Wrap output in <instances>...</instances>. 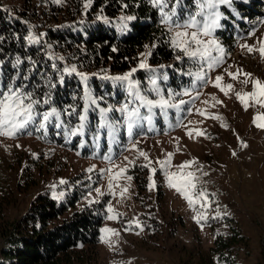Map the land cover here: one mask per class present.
<instances>
[{
	"label": "rangeland",
	"instance_id": "rangeland-1",
	"mask_svg": "<svg viewBox=\"0 0 264 264\" xmlns=\"http://www.w3.org/2000/svg\"><path fill=\"white\" fill-rule=\"evenodd\" d=\"M184 1L178 9L186 16L194 11V0ZM77 3L85 5L89 0H61L60 3L55 0H0V5L23 21L35 37L43 35L49 28L72 26L74 21L67 14H71L68 10ZM223 5L227 4L220 6ZM58 7H63V11ZM22 12L25 16L21 15ZM78 20L82 22L83 18ZM262 22L264 17L250 32L254 35L243 33L244 36L232 40L228 46L218 40L225 49L224 63L208 75L212 79L222 75V84H232L233 89L228 95L211 83L203 87L197 84L198 99L191 101L189 96L176 97L173 102L183 99L189 103L183 105L179 113L176 109H169L167 116L155 109L151 130L146 125L135 129L131 141L123 126L115 133V142L108 135L107 128L99 127L103 122L101 109L118 108L126 102L125 91L101 77L105 74L123 75L129 70L80 72L87 74L89 80L102 82L99 89L94 85L88 87L89 80L87 82V89L97 99V106L87 113L83 135H67L66 128H75L53 118L46 130L37 131L30 125L15 138L0 136V187L13 188L15 193L16 203L10 208L12 218L26 213L40 194L65 199L67 193L85 190L76 209L98 207L104 214L101 230L108 228L117 233L100 230L95 264H183L197 248L208 251L213 247L215 237L211 225L221 224L225 217L237 220L250 239V254L241 253L239 263L264 264V128L253 124V118L264 114V108L250 105L245 110L235 93L251 92V82L245 86L240 82L245 78L243 74L237 80L227 75L229 71L241 69L242 73H250L252 78L264 81V59L258 51L248 53L240 47L245 43L259 47V42L264 41ZM146 52H150L149 48L141 53ZM51 54L54 56V52ZM55 56L62 65L74 67ZM146 62L158 74H167V81H158L165 95L168 89L181 91L187 88L188 83H182L176 76L173 64L152 66L149 56ZM138 72H144L145 78H139ZM148 76V71L141 69L133 79L139 80L143 89L148 87ZM150 98L156 97L150 95ZM144 111L141 109L142 113ZM107 115L110 121L122 119L118 111ZM177 117L182 121L179 126ZM54 121L62 126L56 127ZM260 122L264 123V120ZM29 131L31 135L26 134ZM199 132L204 134L198 135ZM133 141H138L135 149L132 148ZM139 151L147 153L152 161L150 167H144L148 161L139 155ZM168 153L172 154L168 171L178 175L193 172L198 178L196 191H204L206 199L200 198L198 203L190 206L180 193L168 186L164 170L156 163L165 160ZM109 154L111 162L104 159ZM124 157L132 163L125 161ZM185 162L193 163L180 169ZM125 165L127 171L111 181L110 189V175L119 171L117 166ZM109 168L112 173L107 171ZM152 168L156 169L154 174ZM150 176L155 182L151 190ZM125 187L127 192L121 196ZM97 188L100 194L96 192ZM109 216L114 218L108 219ZM200 216L204 218L197 223ZM102 236L109 239L111 245L102 242Z\"/></svg>",
	"mask_w": 264,
	"mask_h": 264
},
{
	"label": "trees",
	"instance_id": "trees-1",
	"mask_svg": "<svg viewBox=\"0 0 264 264\" xmlns=\"http://www.w3.org/2000/svg\"><path fill=\"white\" fill-rule=\"evenodd\" d=\"M68 12L74 21L72 26L49 28L37 37L38 43H30L27 25L0 5V61H4L0 79L7 82L19 72L28 79L17 83H26L27 90L37 98L50 94L51 102L39 106L38 111L54 107L62 113L58 120L64 125L76 128L80 123L78 114L83 110L85 85L76 73L64 72L70 67L62 65L55 55L78 72H126L138 63L139 54L149 48L152 66L173 64L178 79L190 87L191 78L185 73L194 67L187 58L176 59L179 53L168 43L169 34L149 0H90L88 8L77 3ZM220 13L221 27L214 37L228 46L243 33L249 35L257 28L264 17V0H231L230 4L220 6ZM21 15L25 16L23 12ZM127 16L134 19H122ZM79 18H83L82 22ZM16 57L22 61L18 68L13 67ZM145 75L137 73L141 79ZM100 83L92 79L88 87L94 85L99 89ZM73 109L75 112L68 115ZM12 190L0 187V264H95L104 214L93 206L76 209L85 190L67 193L65 199L40 194L28 211L15 219L10 209L16 203ZM211 227L213 247L208 251L197 248L183 264H241L240 254H250V239L239 222L225 217L221 224Z\"/></svg>",
	"mask_w": 264,
	"mask_h": 264
},
{
	"label": "snow or ice",
	"instance_id": "snow-or-ice-1",
	"mask_svg": "<svg viewBox=\"0 0 264 264\" xmlns=\"http://www.w3.org/2000/svg\"><path fill=\"white\" fill-rule=\"evenodd\" d=\"M56 3H60L61 0H55ZM149 3L157 8L160 15V23L164 26L169 34L168 43L171 47L177 51L179 54L176 56L177 60H182L187 58V60L193 65V68H189L185 73L191 78L190 87L184 88L181 91H173L171 89L167 90V95H165V90L162 89L158 83L159 80L167 81V74H158L156 69H152L147 61V57L151 55V52L141 53V59L137 67L131 68L127 73L117 76H109L107 74L103 75L101 78L105 80H110L115 86L122 88L126 93V102L120 105L118 108H113L109 106L107 108L101 109L103 122L99 125L101 128H107L108 135L115 142V133L119 130L121 126L126 128V134L129 140H132L134 130L137 128H142L145 125L151 130L153 125V118L156 115L155 109L160 110V114L163 116L168 115L169 109H176L177 113L182 110V106L189 101L180 99L178 102L175 101L178 96H189L191 101H195L199 98V91H197V84L200 87L206 86L211 83L214 87L219 88L220 91L228 95V92L233 89L232 84H222L224 77L222 75L215 76L214 79L209 77L208 73L218 68L224 63V57L226 55L225 49L219 43V41L214 37V32L216 29L221 27V13L219 11V6L222 4H230L231 0H194V11L189 12L186 16L182 11L178 9L180 0H149ZM90 6V0L85 7ZM123 20L131 21L134 19L132 16L123 17ZM264 23V22H262ZM126 29V25L124 26ZM255 33H250L254 35ZM30 43H38V38L32 35L27 37ZM148 47V46H145ZM154 47V45H153ZM240 47L246 50L248 53H253L258 51L262 59H264V41L259 42V47L249 44H241ZM115 51V49H113ZM59 59H63L60 57ZM4 61H0V76H2V65ZM22 63L20 57L15 58L13 64L14 68ZM146 70L149 73L147 84L148 87L141 88V83L139 80L133 79L134 74L138 70ZM64 72L69 74L76 73L79 75L85 85V92L83 96V110L78 114L79 121L81 122L75 129L66 128L65 132L69 136L83 135L85 124L87 121V113L89 109L97 106V99L94 98L90 91L87 89V82L89 76L85 73L77 72L75 67L65 68ZM243 74L245 77L242 84L247 86L250 82L252 84V91H239L236 92V98L243 105L244 109L247 110L250 105H258L264 108V81L258 78H252L250 73H242L241 69H237L236 72H227V75L233 79H239L240 75ZM28 76L21 77L19 72L7 82L0 79V136L15 138L18 134L24 133L30 125L35 126L37 131L46 130L49 123H51L53 118L59 119L62 115L56 108H51L50 110L40 112L38 107L43 104H49L51 102V95L48 93L43 94L41 97L37 98L33 91L27 90L28 86L26 83H17V80L26 81ZM61 82L63 81V76H61ZM55 87V85H51ZM151 96L156 97L155 99L150 98ZM102 99V98H101ZM215 100V97H213ZM217 103H222V101H216ZM206 104L207 101H204ZM141 109L145 111L142 113ZM67 111V110H65ZM118 111L121 113L122 119L110 121L108 119V113ZM190 111V110H189ZM199 111V110H198ZM75 112L73 109L71 112H67L68 115H72ZM204 115V113H200ZM219 119V117H214ZM264 120V114H258L253 118V124L259 128H264V123L260 121ZM177 126H179L182 121L177 117ZM56 127H61V123L55 125ZM26 134L31 135V132ZM203 132H199L198 135H203ZM191 136V132L189 133ZM138 141L132 142V148H136ZM246 147L247 145H243ZM235 154V153H234ZM139 155L144 157L147 164L144 167H150L152 161L149 160L147 153L139 151ZM172 154L168 153L167 158L162 161H156L165 172V176L170 188H174L178 193H180L189 203L190 206H194L199 202L200 198L206 199V193L204 191H196L197 185L195 181L198 179L193 172L177 174L175 172L168 171L171 166ZM104 159L112 161V156L106 155ZM125 161L132 163L128 160V157H124ZM193 162H185L180 165V169L189 167ZM119 167V171L114 175H110L111 181L117 179L122 173L127 171V166ZM88 171H92L89 169ZM112 173V169L107 170ZM153 174L156 172L155 168H152ZM206 175V173H205ZM131 179V177H127ZM152 181L149 185L150 190L155 186V182L152 177H149ZM65 183V181H61ZM96 192L100 194V189L97 188ZM127 192V187L123 188L120 195L123 196ZM203 206V205H202ZM112 211L111 206L108 209ZM113 216H109L108 219H113ZM203 216L197 218V223H200V219ZM137 226H139L137 224ZM142 230V229H141ZM104 233L117 234L112 229H102ZM102 242L109 243L111 241L106 237H101Z\"/></svg>",
	"mask_w": 264,
	"mask_h": 264
}]
</instances>
